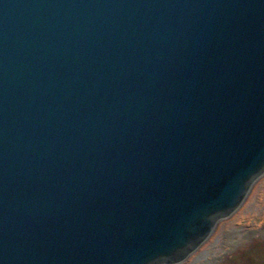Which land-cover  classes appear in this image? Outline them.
Segmentation results:
<instances>
[{"label":"water","instance_id":"1","mask_svg":"<svg viewBox=\"0 0 264 264\" xmlns=\"http://www.w3.org/2000/svg\"><path fill=\"white\" fill-rule=\"evenodd\" d=\"M264 174V0H0V264H175Z\"/></svg>","mask_w":264,"mask_h":264},{"label":"rangeland","instance_id":"2","mask_svg":"<svg viewBox=\"0 0 264 264\" xmlns=\"http://www.w3.org/2000/svg\"><path fill=\"white\" fill-rule=\"evenodd\" d=\"M175 264H264V174L229 217L209 237Z\"/></svg>","mask_w":264,"mask_h":264}]
</instances>
